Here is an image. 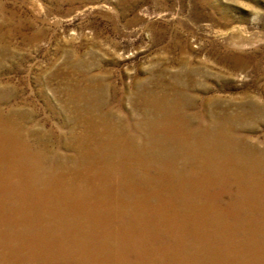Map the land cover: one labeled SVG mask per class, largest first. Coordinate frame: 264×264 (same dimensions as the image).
<instances>
[{
	"label": "rangeland",
	"instance_id": "obj_1",
	"mask_svg": "<svg viewBox=\"0 0 264 264\" xmlns=\"http://www.w3.org/2000/svg\"><path fill=\"white\" fill-rule=\"evenodd\" d=\"M0 264H264V0H0Z\"/></svg>",
	"mask_w": 264,
	"mask_h": 264
},
{
	"label": "bare ground",
	"instance_id": "obj_2",
	"mask_svg": "<svg viewBox=\"0 0 264 264\" xmlns=\"http://www.w3.org/2000/svg\"><path fill=\"white\" fill-rule=\"evenodd\" d=\"M21 172V171H20Z\"/></svg>",
	"mask_w": 264,
	"mask_h": 264
}]
</instances>
